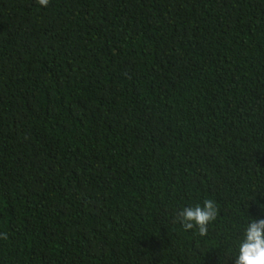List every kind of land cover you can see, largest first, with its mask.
I'll use <instances>...</instances> for the list:
<instances>
[{"label": "trees", "instance_id": "1", "mask_svg": "<svg viewBox=\"0 0 264 264\" xmlns=\"http://www.w3.org/2000/svg\"><path fill=\"white\" fill-rule=\"evenodd\" d=\"M250 216L264 0H0V264H235Z\"/></svg>", "mask_w": 264, "mask_h": 264}, {"label": "clouds", "instance_id": "2", "mask_svg": "<svg viewBox=\"0 0 264 264\" xmlns=\"http://www.w3.org/2000/svg\"><path fill=\"white\" fill-rule=\"evenodd\" d=\"M38 4L47 7L49 0H38ZM216 216V202L209 198L201 203L184 206L176 213L175 222L184 231H196L199 236L204 237ZM235 264H264V218L250 216L243 227L236 241Z\"/></svg>", "mask_w": 264, "mask_h": 264}]
</instances>
